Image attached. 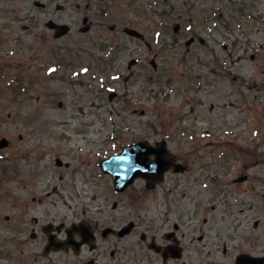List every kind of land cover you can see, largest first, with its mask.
Masks as SVG:
<instances>
[{"label":"rangeland","instance_id":"1","mask_svg":"<svg viewBox=\"0 0 264 264\" xmlns=\"http://www.w3.org/2000/svg\"><path fill=\"white\" fill-rule=\"evenodd\" d=\"M262 16L264 0H0V139L10 142L0 169L26 174L32 162L45 160L55 185V160L62 159L71 165L65 194L73 196L72 175L93 172L90 163L105 155L87 151H109L102 140L124 132L165 136L183 165L193 146L203 147L200 162L227 164V179L248 169L264 190ZM49 19L71 24V33L54 39ZM126 26L144 33L152 48L125 35ZM171 31L175 45L154 38ZM74 68L89 72L77 80ZM15 78L22 95L13 92ZM101 78L110 91L101 90ZM220 131L226 136L219 138ZM86 132L97 143H85ZM174 179L168 177V188Z\"/></svg>","mask_w":264,"mask_h":264},{"label":"flooded vegetation","instance_id":"2","mask_svg":"<svg viewBox=\"0 0 264 264\" xmlns=\"http://www.w3.org/2000/svg\"><path fill=\"white\" fill-rule=\"evenodd\" d=\"M88 134L80 133L82 140L97 143ZM127 134H109L101 142L106 140L109 151L87 154L111 157L148 140ZM190 134L195 144L197 136ZM203 151L193 146L186 165L172 153L181 172L172 168L161 183L139 178L123 192L101 171L99 158L88 166L96 174L92 179L93 172L80 169L72 175H78L70 181L73 196L65 194L70 163L55 160V185L42 158L26 174L17 167L11 173L0 169V264H264V190L258 177L245 168L227 179L229 166L200 162ZM170 175L176 179L168 188ZM181 175L188 178L177 179Z\"/></svg>","mask_w":264,"mask_h":264},{"label":"water","instance_id":"3","mask_svg":"<svg viewBox=\"0 0 264 264\" xmlns=\"http://www.w3.org/2000/svg\"><path fill=\"white\" fill-rule=\"evenodd\" d=\"M50 28H56V37H61L69 32V27L56 25L53 22L48 23ZM124 32L128 35L144 39V35L134 29L125 28ZM145 144H137L126 148L123 154L114 160H105L102 167L105 171H111L115 175V183L118 188H122L131 184L136 177L140 175L146 176L150 180H156L162 177L165 172L166 163L163 160V151L155 150L148 145L144 148ZM141 153V162L137 159ZM155 154L156 160L148 164L150 156ZM143 155V158H142ZM113 163V164H112ZM146 163V164H145ZM144 172H146L144 174Z\"/></svg>","mask_w":264,"mask_h":264}]
</instances>
